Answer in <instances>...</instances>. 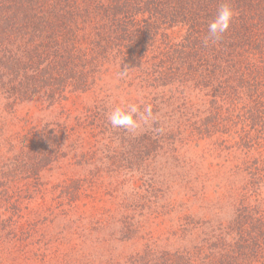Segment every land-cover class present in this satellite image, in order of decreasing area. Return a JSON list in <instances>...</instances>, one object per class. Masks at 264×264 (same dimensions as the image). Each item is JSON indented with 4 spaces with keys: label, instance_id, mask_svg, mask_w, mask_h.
<instances>
[{
    "label": "trees",
    "instance_id": "obj_1",
    "mask_svg": "<svg viewBox=\"0 0 264 264\" xmlns=\"http://www.w3.org/2000/svg\"><path fill=\"white\" fill-rule=\"evenodd\" d=\"M223 2L0 0V108L19 118L35 97L52 105L108 90L64 109L63 122L13 130L0 118V264H264V0H228L236 16L206 45ZM106 78L138 94L124 104L152 105L139 133L111 127L106 113L123 103ZM196 139L212 143L189 154ZM69 157L82 177L44 179ZM218 157L227 163L214 168L207 158ZM129 171L150 198L80 211L103 174ZM114 241L136 248L115 253Z\"/></svg>",
    "mask_w": 264,
    "mask_h": 264
},
{
    "label": "rangeland",
    "instance_id": "obj_2",
    "mask_svg": "<svg viewBox=\"0 0 264 264\" xmlns=\"http://www.w3.org/2000/svg\"><path fill=\"white\" fill-rule=\"evenodd\" d=\"M104 82L106 83V86L112 87V89H115L117 93L119 92L120 99L123 104L128 99H130V102H133V101L137 102L138 94H135V91L133 89H128V88L126 89L122 87V89H124L122 90L121 88H117V86H120V83L117 80L110 79V78H106ZM107 92L108 90L98 91V89L93 90V91H87L85 93L79 92L78 94H75L74 96H72L70 100L62 104H52V105H50L47 99H45L42 96L35 97L31 99L30 101H27L18 106L16 115H18L19 118L14 117V114L9 113L8 111L5 112V110L2 108H0V118L2 119V123H4L3 121H6V123L10 121L11 124L14 123L15 125L12 127L13 130L18 128L17 125H21L27 122L29 124H39V125H43L47 122H55V121L63 122L65 121V118H66L64 109L69 108L71 110L72 109L80 110L82 109L84 105L93 106L96 103L100 102V100L103 98V96ZM130 102L127 104H130ZM62 105H65V106H62ZM23 118L24 120L19 121V119H23ZM171 126H174L175 128H177L178 123H176V121L174 120L172 121ZM142 128L138 130L137 133H139L142 130ZM121 130L122 129H118V131H121ZM105 134H106V139H107V135H109V133H105ZM124 136L127 137L125 133H124ZM216 137H219V136H216ZM211 143H212V140L206 139L204 141H198L196 139L189 146L188 148L189 151L186 150V152H188L189 154H193V155H199L202 153L204 149L203 144L208 146ZM185 149H187V147ZM68 159H69L68 163L63 162L61 165V162L64 161V160H61L57 163V166L59 167L54 166L52 170L46 171L44 173V179L49 180L51 184H56V183H59L62 179H66V177H70L74 179L82 177L85 173L86 167L85 166L80 167V165L79 166L72 165L71 157H69ZM207 159L210 161L209 163H212V167L214 168H218L221 165L227 163V162H223V160H221V158L219 157L218 158H207ZM106 176H107L106 174H103V176L100 178V182L94 183L93 188L90 189L89 191H86L85 195L87 197L82 198V203L80 204V211L81 209H83V207L87 206L89 211L92 212L93 210L92 205L94 204H96L97 206H101L100 208H102L104 205H109L113 200L112 196H116V195L128 196V199L130 202L135 200L137 198V195L140 198V194L143 196L144 195L147 196L146 198H144L145 201L147 198H150V194L146 191L147 189L146 185H142V183H144L141 180L142 174L139 175V173H136L134 171H129L128 173L123 172L121 176L112 177L111 179H109ZM105 177L107 179H105L101 183V181L103 180L102 178H105ZM219 192L220 191L218 187L213 186L212 193H219ZM218 195L219 194L214 195L211 201L216 200L218 198ZM37 207L38 206H37L36 201L31 202L30 208L37 209ZM58 211H62V210L58 209ZM74 217L75 215H73V218ZM69 219L70 218H67L65 215H59V218H57L58 221L56 220V222L63 223ZM67 224H69V222ZM57 225L53 227V230H56ZM151 227L157 228V225L153 224ZM37 238H39V236H37ZM91 245H93L90 247L91 251H94L98 255L104 252L103 246L96 248L95 244H91ZM108 247L111 248L115 253L126 254L128 252L134 251L133 249L136 248V245L133 244L132 242H122L121 241L119 243L118 241H114ZM30 251L31 250H27V252H30ZM78 251L80 250H61L60 253H63L61 255V259L66 258L67 256L70 257L71 255H73V252H78ZM7 255H11L9 251H7ZM4 257H5V254H4ZM10 260H12V256L6 257L5 260L3 258L4 264H8ZM59 264H63V263L60 262Z\"/></svg>",
    "mask_w": 264,
    "mask_h": 264
},
{
    "label": "clouds",
    "instance_id": "obj_3",
    "mask_svg": "<svg viewBox=\"0 0 264 264\" xmlns=\"http://www.w3.org/2000/svg\"><path fill=\"white\" fill-rule=\"evenodd\" d=\"M236 16L235 9L228 0H225L217 10L215 17L208 24V36L204 43L209 41L215 43L223 38V35L229 30ZM127 67L119 73L121 77L127 75ZM107 120L113 129H123L128 133L136 134L142 128V125L148 124L153 116L152 105L148 104L141 108L138 104H123L114 106L106 113Z\"/></svg>",
    "mask_w": 264,
    "mask_h": 264
}]
</instances>
